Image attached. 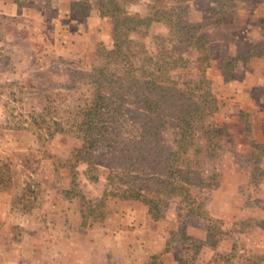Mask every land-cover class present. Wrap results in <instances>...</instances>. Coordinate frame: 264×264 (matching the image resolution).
<instances>
[{
	"label": "rangeland",
	"instance_id": "374dc122",
	"mask_svg": "<svg viewBox=\"0 0 264 264\" xmlns=\"http://www.w3.org/2000/svg\"><path fill=\"white\" fill-rule=\"evenodd\" d=\"M100 1L0 0V262L35 264L42 251L45 256L61 248L64 264H91L95 254L88 232L107 217H120L125 231L105 264H146L152 252L167 249L164 264H253L264 255V173L256 172L264 152L255 148L264 124L257 116L262 96L253 95L247 78L253 74L252 60L264 58V0L125 2L131 15L140 16L174 6L183 12L184 25L205 37V62L219 106L207 121L200 157L206 174L197 180L209 214L218 221L210 237V222L189 217L178 198L165 201L159 221L141 202L103 198L109 168L126 153L113 158L99 146L92 159L100 179L93 181L88 163L75 156L81 139L47 136L44 120H55L88 94L78 72L102 63L99 48H113V19L103 15ZM167 33L155 23L134 39L141 51L152 52L155 38ZM161 136L165 149L173 151L180 138L173 120ZM157 161L154 169L161 178L165 170ZM72 171L84 199L65 193L72 189ZM212 173L217 179L210 183ZM249 174V182H243ZM55 232L61 234L60 244L54 242Z\"/></svg>",
	"mask_w": 264,
	"mask_h": 264
},
{
	"label": "trees",
	"instance_id": "16d2710c",
	"mask_svg": "<svg viewBox=\"0 0 264 264\" xmlns=\"http://www.w3.org/2000/svg\"><path fill=\"white\" fill-rule=\"evenodd\" d=\"M125 2L100 1L103 15L113 19V48H99L97 55L102 63L86 74L78 72L89 87L88 94L75 100L74 107L67 105L55 120H44L47 136L61 133L81 139L83 145L75 156L88 163L93 181L100 179L92 159L99 146L105 145L112 157L116 152L126 153L117 166L109 168V189L103 198L141 202L154 221L164 218L166 200L178 198L189 217L210 222V237L218 221L209 214L208 198L203 197L197 180L206 174L200 157L207 121L219 106L205 62L209 56L205 37L184 25L183 12L174 6L140 16L131 15ZM155 23H162L168 33L155 38L152 52H143L134 35L148 32ZM168 120H173L180 131L175 149L170 152L161 136ZM255 148L264 152L263 146ZM156 161L165 170L161 178L156 177ZM258 171L264 173L260 165ZM207 179L215 181L217 173ZM65 193L71 194L69 199H84L74 171L72 189ZM166 251L151 256L146 264H164ZM254 260L253 264L263 263L264 255Z\"/></svg>",
	"mask_w": 264,
	"mask_h": 264
},
{
	"label": "crops",
	"instance_id": "0c3cea01",
	"mask_svg": "<svg viewBox=\"0 0 264 264\" xmlns=\"http://www.w3.org/2000/svg\"><path fill=\"white\" fill-rule=\"evenodd\" d=\"M251 64H252L253 74L251 77L247 78V83H249L248 86L251 88L253 95L256 93H260L262 96L260 100L262 108L261 111L257 113V116H259V118H263V124H264V58L253 59ZM257 143H258L257 145L264 147V127L261 134L257 136ZM261 167H263L264 170V162L263 165H261ZM249 177H251L250 174L245 175V180L243 182L248 183L250 180ZM263 204H264V200H263ZM71 213L73 216V223L76 226V222L78 224V220L76 221L78 214H76V211L74 210ZM118 218L120 217H117L116 219H114L115 221H112L113 219L107 217V221L102 223L101 226L92 228L88 232L86 237L88 238L90 243L89 250H91L92 253L95 254L91 264H105L107 262V255L110 254V252L116 246V240H119L120 236L122 235V232L124 234L125 228H123V230H120L121 229L120 226L123 221H120V219ZM60 240H61L60 232L57 233L55 232L54 242L57 241V243H59ZM59 250L62 249L60 248ZM59 250H57V248H54V253L48 251L45 252V256H42L44 253L43 251L39 254V256L38 254H36V256L38 257L36 258L35 264H64L63 261L64 256L61 255ZM152 254L155 255V252H152ZM82 262L83 261H81V263ZM0 264L3 263L0 262Z\"/></svg>",
	"mask_w": 264,
	"mask_h": 264
}]
</instances>
